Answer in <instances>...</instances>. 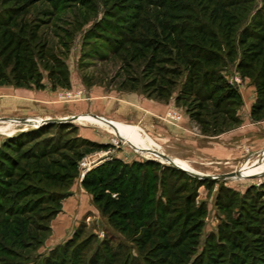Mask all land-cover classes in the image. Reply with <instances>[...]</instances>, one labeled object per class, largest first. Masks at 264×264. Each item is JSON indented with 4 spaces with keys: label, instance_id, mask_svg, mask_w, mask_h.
Here are the masks:
<instances>
[{
    "label": "rangeland",
    "instance_id": "obj_1",
    "mask_svg": "<svg viewBox=\"0 0 264 264\" xmlns=\"http://www.w3.org/2000/svg\"><path fill=\"white\" fill-rule=\"evenodd\" d=\"M18 9L22 14L14 15L15 24L0 26V61L14 48L4 33L19 35L24 21L23 47L34 63L30 77L35 85H44L18 87L38 93L28 106L19 97L1 102L0 93V118L105 113L110 100L120 95L130 103L138 93L157 98L154 87L162 81L148 65L155 48L161 63L156 74L165 86L168 81L177 85L160 98L171 105L155 117L157 130L146 129L141 113H135L136 121L122 117L127 123L122 124L129 133L138 129L139 137L170 156L189 158L197 173L213 178L239 174L196 181L158 157L136 152L115 130L89 123L32 127L0 121V264H209L213 259L217 264H264V105L259 120H249L259 96L255 77L237 69L244 51L240 37L264 17V0H0V19ZM158 13L166 16L165 25L186 29V45L200 26L216 34L223 61L200 74L195 70V92L201 91L202 98L209 96L200 89L203 74L215 70L212 101L177 100L189 70L176 58H166L171 48L156 36L161 31ZM225 21L234 36L232 58L226 55L230 28ZM30 29H36V41L30 39ZM14 65L13 59L4 71L9 79ZM234 86L242 100L230 99ZM185 120V140L163 135L169 127L177 132ZM11 125L17 128L6 135ZM112 159L123 163L121 174L143 199L142 220L104 216L82 185L90 171ZM117 180L109 182L113 188ZM164 243L171 248L163 251Z\"/></svg>",
    "mask_w": 264,
    "mask_h": 264
},
{
    "label": "trees",
    "instance_id": "obj_2",
    "mask_svg": "<svg viewBox=\"0 0 264 264\" xmlns=\"http://www.w3.org/2000/svg\"><path fill=\"white\" fill-rule=\"evenodd\" d=\"M143 2V0H141ZM219 7H223L222 5H218ZM164 8V7H163ZM220 9V8H219ZM222 9V8H221ZM19 11H16V14L9 12L10 14L6 15L4 20L2 21L0 19V26H2V22H7V27L12 26V24H15L12 18L14 15L15 18H19L22 14V10L18 9ZM218 12V11H215ZM166 16L162 13H158L156 18L157 21H159V28L160 33L156 36L161 39V44L165 46H169L171 48V53L167 54V59L174 60L173 58H176V61L178 64H181V66H184L186 70H189V77L183 83L181 87V93L179 94V97L177 100L180 101V103L183 100H187L189 97H195L197 100L203 101L208 100L212 101V95L214 92L213 88V81L211 79V76H214V71H207L203 74V82L201 84L200 89L206 90L208 97L202 98L201 91L195 92L197 83V75L202 73V70L204 67H210L213 68L217 65H219L223 61V53L218 48V44H216L217 37L216 34L212 30H207L206 27L200 26L196 29V37L189 39L191 43L189 45L184 44V40L187 39L186 35V29H177L175 25H172L171 27L168 25H165L164 18ZM217 21H214L216 23ZM226 22V27L230 28V31L227 34L226 37V52L227 56L232 58L235 55V48H234V36L232 32V28L230 26L229 21ZM25 23L22 21L19 24V35H16L14 32H5V35L10 36V47L13 48L11 54L9 55L8 59L4 60V62L0 61V86L2 85H14V86H28L32 87L35 86L41 89L44 85L43 81L41 83L35 85L32 83L33 76L30 77L32 74V66L34 65L33 61L31 60L28 53V47H23L25 43V36L27 27L24 26ZM252 30L248 31L245 30L243 34L240 37L239 40V47L244 50L243 55L240 58L238 62L237 69L244 75V76H250L255 77L254 82L255 86L257 87L258 91V99L257 104L253 107L251 112V117L253 120L258 121L259 115L262 113V108L264 105V17L259 16L257 21H255L252 25ZM16 27V25H15ZM36 29H30V39H33L36 41ZM3 35V38L6 36ZM32 35V37H31ZM24 40V41H22ZM250 40H254L253 43H249ZM27 42V41H26ZM160 43V42H159ZM28 44V43H26ZM143 47L147 50V45L144 43L142 44ZM175 54V56H173ZM158 51L156 49H153V53L150 57V72L151 74H155V78L157 81L161 79L162 84L159 85V87H154V92H157V98H163V94L170 92L172 94L173 90H175V87L177 86L173 81H168V87L165 86L166 84H163V81L165 80L163 77H161L158 74H156L157 70L156 67L161 64L160 60L157 57ZM2 59L0 54V60ZM15 60V65L13 69L11 70V74L14 75L11 79H9L4 72L5 69L10 68V63L12 60ZM195 70L198 74H195ZM212 70V69H210ZM172 74H175V71L172 72ZM29 83H28V82ZM213 88V89H212ZM230 93V99H241V95L238 91V88L234 86V88L231 89ZM182 100V101H181ZM242 100V99H241ZM222 105L221 102L216 103V108L219 109ZM195 116H192L194 118ZM198 120V119H196ZM69 124V123H67ZM52 126H60L62 124H48ZM41 130V129H40ZM37 131V130H36ZM36 131H32V133L35 134ZM39 131V130H38ZM37 131V132H38ZM87 143L91 146H97L100 149H107L109 148V145H103V144H97L91 141H87ZM90 147V146H89ZM151 162V161H150ZM123 167V163L119 159H112L105 161L101 165L94 168L92 171H90L85 178L82 181L83 187L89 191L94 196V202L99 206V209L101 210L102 214L104 216L111 217H117L120 220H126V221H138L142 220L139 216L141 215L140 207H142L143 201L140 202L141 197H138L137 189L132 187V184H127L126 182V175L121 174L120 168ZM173 169H177L174 166H171ZM110 170V171H108ZM180 174H183L184 176H189L188 173L185 171L179 170L177 171ZM196 181H211V180H201L198 178H195L193 176H190ZM120 178L119 180H117ZM112 180H117L115 183L117 186L113 188V186L110 185L109 182ZM145 190L148 191V186H145ZM148 193V192H147ZM139 198V199H138ZM162 220V218H161ZM151 230L148 229L146 232V236L151 238ZM161 233V232H159ZM160 237V236H158ZM164 250L170 249L172 245L169 243L163 244ZM211 261L209 264H217Z\"/></svg>",
    "mask_w": 264,
    "mask_h": 264
},
{
    "label": "crops",
    "instance_id": "obj_3",
    "mask_svg": "<svg viewBox=\"0 0 264 264\" xmlns=\"http://www.w3.org/2000/svg\"><path fill=\"white\" fill-rule=\"evenodd\" d=\"M34 90H35V92L41 91V90H37V89H34ZM0 91H1L0 93H3V95H1V102L4 100L14 101V100H17L16 98L19 97L20 99L23 100V103H25V101L27 102L25 104L26 106L31 105L30 102L36 101L35 97L38 94V93H34L31 90L32 92L29 91V92H31V95H30L25 89H21V88L15 87V86H1ZM123 99L124 98H122L121 95L119 96V98L111 99L109 105H107L105 108L106 109L105 113L90 112V113H87L84 115L79 114V115H66V116L49 114V115H47V117H44V119H69V118H73V117H78L77 121H74V122H78L82 125H84L85 123H89V124L97 125L101 128H105L108 130L113 129L108 124H105V123L101 122L100 120L93 118V116L103 118L107 121L114 123L121 131H123L125 133V136L122 137V134L120 133V131H118L120 133V136L126 142V144L130 145L136 152H140V153H142L146 156H149V157L155 156V157H158L159 159H161L159 156L152 153V151H159V152L164 153L165 155L169 156L170 158H172L174 163L177 164L180 168H183V169L190 171V172L197 173V171L194 169V167L190 164V160H188L189 158H184V156H181L179 154H178V156H176V155L170 156L166 152L162 151L161 148L159 149L158 147H155L154 145H152V143L150 141L147 142V139H145V137H141V136L139 137L138 129L133 130L134 131L133 133H129L128 130L126 129L125 125L122 124V123H125V122H123L122 117H123V119H128V121L129 120L130 121L131 120L136 121L137 115L135 113H137V114L141 113L140 115H143V117L146 118V124H147L146 127L147 128L145 126L144 127L146 129L152 128L153 130H157L158 126L154 125L155 117H158L157 114H159V113L164 114L165 112H167L169 109V106L171 105L170 103L172 101H169V100L163 101V100L158 99V98H154V99L153 98H147L143 94H139V93H138V95H135V98L133 100L135 103H130L129 101H127V99H126V101H124L125 99L124 100ZM118 104H119V106L116 107V105H118ZM251 106L252 105H250L249 110L251 109ZM125 108H127V110H129L128 114L124 113ZM248 115H249L248 118L250 120L251 119V116H250L251 113ZM13 119H18V118H13ZM21 119H28L29 120V119H42V118L41 117H30V116L28 117V115H25V117H22ZM0 121H5V119L0 118ZM186 121L187 120L184 121L182 127H179V129L176 130L177 132H175V130H173L172 128L169 127V128H167L168 129L167 133L164 132L163 135L164 136L167 135V139L172 138L178 142L185 140L186 139V133L185 132H186V128H187ZM5 122H7V121H5ZM156 123H157V121H156ZM125 124H127V123H125ZM256 124H257V126L261 125V123H256ZM128 125H131V124H128ZM132 125L139 127V126L134 125V124H132ZM16 128H17V126L11 125V127L9 129L10 131L8 133H5V134L6 135L7 134L8 135L13 134L15 132ZM163 129H165V128H163ZM111 132L116 135V133H114L113 131H111ZM88 138H90V137H88ZM91 140L95 141L98 139H91ZM205 143H206V140H205ZM209 143H210V141L207 142V144H209ZM103 145H106V144H103ZM196 152H194V154L198 155ZM200 152H202L203 155H205V152H203V150ZM206 153H208V150L206 151ZM161 161L166 162L163 159H161ZM192 161H193V159H192Z\"/></svg>",
    "mask_w": 264,
    "mask_h": 264
},
{
    "label": "water",
    "instance_id": "obj_4",
    "mask_svg": "<svg viewBox=\"0 0 264 264\" xmlns=\"http://www.w3.org/2000/svg\"><path fill=\"white\" fill-rule=\"evenodd\" d=\"M96 118L98 119H101L103 121H105L109 126H111L117 133V136L123 141V138L118 134V129L117 127L110 121H107L103 118H99L97 116H95ZM78 117H73V118H69V119H44V120H41L40 123L38 124H56V123H68V122H74V121H77ZM15 120H18L19 122L23 123V124H28V125H32V124H29L30 122L28 121V119H15ZM35 125L33 127H37L39 125ZM153 154L159 156L161 159L165 160L168 164L170 165H173L175 167H177V165L174 163V161L172 160V158H170L169 156L165 155L164 153H161L159 151H152ZM179 168V167H177ZM180 169V168H179ZM182 171H185L187 172L188 174L192 175L193 177L195 178H198V179H201V180H226V179H231V178H235L236 175H238L239 173H236V174H231V175H220V176H216V177H212L210 175H205V174H200V173H195V172H188L186 170H183V169H180Z\"/></svg>",
    "mask_w": 264,
    "mask_h": 264
},
{
    "label": "bare ground",
    "instance_id": "obj_5",
    "mask_svg": "<svg viewBox=\"0 0 264 264\" xmlns=\"http://www.w3.org/2000/svg\"><path fill=\"white\" fill-rule=\"evenodd\" d=\"M93 118H95V119H97V120H100L101 122H103V123H105V124H107L105 121H103V120H101V119H98V118H96L95 116H93ZM43 120V119H42ZM5 121H7L8 123H14V124H16L17 126H30V125H28V124H23V123H21V122H19L18 120H15V119H5ZM30 123L29 124H32L33 126H35V125H37L38 123H40L41 122V119H29L28 120ZM114 124V123H113ZM31 125V126H32ZM115 125V124H114ZM32 126V127H33ZM116 126V125H115ZM38 127V126H37ZM117 127V126H116ZM117 129H118V131H120V133L122 134V137L123 136H125V133L123 132V131H121L118 127H117ZM177 165V164H176ZM177 167H179L178 165H177ZM180 168V167H179ZM180 169H183V168H180ZM183 170H185V169H183ZM187 171V170H186ZM188 172H190V171H188Z\"/></svg>",
    "mask_w": 264,
    "mask_h": 264
},
{
    "label": "built area",
    "instance_id": "obj_6",
    "mask_svg": "<svg viewBox=\"0 0 264 264\" xmlns=\"http://www.w3.org/2000/svg\"><path fill=\"white\" fill-rule=\"evenodd\" d=\"M237 81H239V80H236V81H235V84H236L237 87H240V86L237 84ZM235 84H234V85H235Z\"/></svg>",
    "mask_w": 264,
    "mask_h": 264
}]
</instances>
